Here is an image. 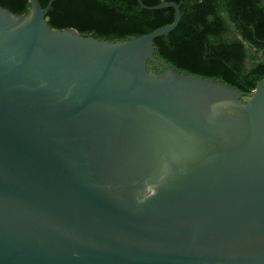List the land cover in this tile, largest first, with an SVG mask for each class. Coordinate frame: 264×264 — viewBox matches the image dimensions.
<instances>
[{
    "label": "water",
    "instance_id": "95a60500",
    "mask_svg": "<svg viewBox=\"0 0 264 264\" xmlns=\"http://www.w3.org/2000/svg\"><path fill=\"white\" fill-rule=\"evenodd\" d=\"M55 1L0 7V264H264V79L159 59L181 4L109 42L52 29Z\"/></svg>",
    "mask_w": 264,
    "mask_h": 264
},
{
    "label": "trees",
    "instance_id": "16d2710c",
    "mask_svg": "<svg viewBox=\"0 0 264 264\" xmlns=\"http://www.w3.org/2000/svg\"><path fill=\"white\" fill-rule=\"evenodd\" d=\"M51 0H40L46 7ZM148 7L181 4V21L155 40L157 57L173 70L222 82L250 96L264 79V0H142ZM18 15L29 0H0ZM174 9L146 10L137 0H57L48 13L54 30L123 42L172 25ZM159 73V69L153 66Z\"/></svg>",
    "mask_w": 264,
    "mask_h": 264
}]
</instances>
